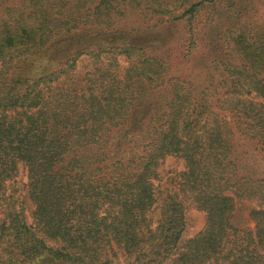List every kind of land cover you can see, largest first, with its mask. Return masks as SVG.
Returning a JSON list of instances; mask_svg holds the SVG:
<instances>
[{"label": "trees", "instance_id": "16d2710c", "mask_svg": "<svg viewBox=\"0 0 264 264\" xmlns=\"http://www.w3.org/2000/svg\"><path fill=\"white\" fill-rule=\"evenodd\" d=\"M0 212V264H264V0H0Z\"/></svg>", "mask_w": 264, "mask_h": 264}, {"label": "rangeland", "instance_id": "374dc122", "mask_svg": "<svg viewBox=\"0 0 264 264\" xmlns=\"http://www.w3.org/2000/svg\"><path fill=\"white\" fill-rule=\"evenodd\" d=\"M262 13H263L262 9L261 10L259 9L258 14L256 15V19L258 20V22H263ZM183 46H184L183 42H180V44L173 46V50L171 51L169 50L168 52H165V55H168V61L176 65L186 63V61H200L198 57L200 51L190 52L191 55L189 54L184 56V54L186 53V48H184ZM46 59H47L46 61H48V56L46 57ZM81 61H85V60L82 59ZM118 61L121 68H125L127 66V60L124 57H119ZM195 63L196 62H194V65ZM194 65L193 64L190 65V63H188L186 67L189 70V68L193 67ZM78 66H81V64H78ZM178 68L181 70L182 77H185L187 75L186 72L187 70L180 67ZM182 169H183L182 162L172 158L167 159L160 169V174L162 175V179H163L162 183H165L168 178L172 177L176 173H179L180 171H182ZM19 194L24 196V192H20ZM23 201L25 203L24 218L27 225H31L33 223L31 219L33 207L31 206L29 201L25 198V196L23 198ZM252 209H258V207L256 205L253 206L252 204H248V203L236 207L233 215L234 217L233 220L236 227L240 231L252 230L254 228L253 223L249 219V212ZM2 220H3V213L0 212V224ZM203 226H204L203 214L196 211L194 207L189 206L186 211L185 231L181 237L180 243H183L186 240L195 236L198 232L202 230Z\"/></svg>", "mask_w": 264, "mask_h": 264}]
</instances>
